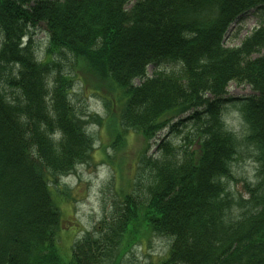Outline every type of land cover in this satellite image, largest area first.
<instances>
[{"label": "trees", "instance_id": "trees-1", "mask_svg": "<svg viewBox=\"0 0 264 264\" xmlns=\"http://www.w3.org/2000/svg\"><path fill=\"white\" fill-rule=\"evenodd\" d=\"M249 12L257 26L226 45ZM77 64L106 108L116 99L101 91H122L106 119L114 152L129 127L147 143L164 128L189 129L179 145L165 133L158 153L145 150L134 186L115 191L111 215L65 253L51 187L67 197L61 177L89 161L86 126L104 121L68 99L66 69ZM231 82L252 92L229 95ZM229 103L246 125L242 140L222 118ZM168 112L184 116L172 122ZM243 139L257 149V176L235 197L228 181ZM144 232L170 239L146 264H264V0H0V264H120Z\"/></svg>", "mask_w": 264, "mask_h": 264}, {"label": "rangeland", "instance_id": "rangeland-1", "mask_svg": "<svg viewBox=\"0 0 264 264\" xmlns=\"http://www.w3.org/2000/svg\"><path fill=\"white\" fill-rule=\"evenodd\" d=\"M258 24V18L253 12L243 15L240 22L231 26L225 36L226 45L238 44L244 35L248 34L254 26ZM32 39L36 44V53L41 56L47 44V31L43 24L33 29ZM81 66L72 69H66L69 77H73L72 88L69 91L68 99L74 109L79 114L92 113L100 118H104L101 125L89 121L88 132L94 138L95 146L90 153V159L85 164L77 165L74 173L61 178V187L68 191L67 197L60 196L56 190L51 187L52 199L55 202L61 220V226L64 229L61 232L60 245L65 253L69 252V246L86 231L96 232V226L101 223L104 216H109L114 210L113 200L118 202V194L115 191L123 188L125 193L135 184L138 161L142 153L147 150V154L158 153L157 147L152 141L150 147L145 138L135 129H124V138L119 140L117 151H113L111 143L116 140L111 130L113 127L107 123L109 113L118 115L123 105V96L121 89L117 86V91L110 93L101 91L105 97L116 99L114 109L113 105L106 108L104 99L97 95L93 90L87 88L81 81L79 75ZM167 69L176 68L175 65H166ZM152 66L147 67V73L151 74ZM91 82V80H89ZM138 83V80H135ZM250 86L246 84H237L231 82L228 85V94L233 96L246 95L251 93ZM168 119L175 122L184 114L173 117V112L164 114ZM225 124L231 128L242 140L246 133V125L237 106L229 103L223 111ZM86 119V117H85ZM89 120V118H87ZM180 126V125H179ZM181 133H170L169 138L173 144L179 145L182 135L189 129V126L183 128ZM161 136V135H160ZM240 140V141H241ZM113 159L108 161L109 157ZM257 149L253 144L247 143L244 139L240 143L239 153L232 162V172L236 181L229 180L228 185L235 197L238 195L246 196L243 188V180L254 182L257 176L258 161ZM144 184V177H141ZM69 190H68V189ZM137 188V186H136ZM143 186H140L141 190ZM116 195V197H114ZM65 230V231H64ZM145 233V232H144ZM170 239L164 236H157L152 233H145L140 241L135 242L124 255L120 264H146L149 261H157L165 256L169 248Z\"/></svg>", "mask_w": 264, "mask_h": 264}]
</instances>
